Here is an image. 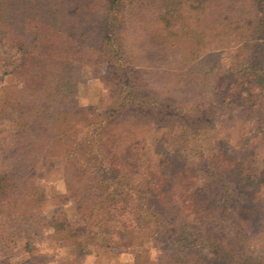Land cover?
I'll return each instance as SVG.
<instances>
[{
  "label": "trees",
  "instance_id": "trees-1",
  "mask_svg": "<svg viewBox=\"0 0 264 264\" xmlns=\"http://www.w3.org/2000/svg\"><path fill=\"white\" fill-rule=\"evenodd\" d=\"M0 47V216L27 239L0 264H39L41 232L58 264H264V0H0ZM96 67L102 110L75 103Z\"/></svg>",
  "mask_w": 264,
  "mask_h": 264
},
{
  "label": "rangeland",
  "instance_id": "rangeland-1",
  "mask_svg": "<svg viewBox=\"0 0 264 264\" xmlns=\"http://www.w3.org/2000/svg\"><path fill=\"white\" fill-rule=\"evenodd\" d=\"M147 58H149V60H154L155 55L148 54ZM17 62L18 54L14 50L0 47V73L4 70H9ZM100 71L101 68L96 67L93 69V72L84 75V81L80 82L78 85V92L75 96L76 104H84L101 110L109 106L107 90H105L96 78L97 72ZM7 127L9 128V124H4V127L0 126V128L4 129ZM57 178L58 177L44 180L37 179L36 181L40 186L42 195L48 199L64 190L63 185L59 183L60 181ZM46 204L47 203H45V205ZM47 209L48 208L45 206L42 210L46 211ZM70 213L71 216L69 220L73 224L79 223L80 214L72 211H70ZM4 221L5 218L0 216V261L9 260L11 262H18L26 259L27 254L24 252V242H27V239L22 241L17 239V237H10L8 230L3 229V227L7 226L6 223L2 224ZM32 241L31 247L41 258V263L39 262V264L43 262H46V264H58L59 261L63 259H70L73 257L71 248L61 247L59 244L50 241L45 232L38 233ZM159 246L156 243L147 241L141 245L140 249L121 246H114L109 249L93 248L92 251L83 258L82 264H134L135 252L138 251L141 253L143 259H155L160 256Z\"/></svg>",
  "mask_w": 264,
  "mask_h": 264
}]
</instances>
